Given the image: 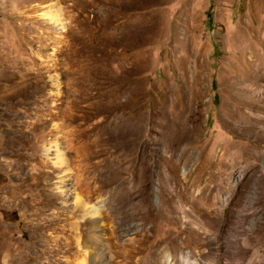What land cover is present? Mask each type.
<instances>
[{
  "label": "rangeland",
  "instance_id": "1",
  "mask_svg": "<svg viewBox=\"0 0 264 264\" xmlns=\"http://www.w3.org/2000/svg\"><path fill=\"white\" fill-rule=\"evenodd\" d=\"M252 56L264 65V0H0V264H169L216 247L264 264ZM44 168L48 196L70 191L56 207L30 205ZM77 175L105 207L98 227L74 210Z\"/></svg>",
  "mask_w": 264,
  "mask_h": 264
},
{
  "label": "bare ground",
  "instance_id": "2",
  "mask_svg": "<svg viewBox=\"0 0 264 264\" xmlns=\"http://www.w3.org/2000/svg\"><path fill=\"white\" fill-rule=\"evenodd\" d=\"M256 56H252V62L254 64V71L253 73L255 75H257V77L259 78V80H262L264 81V65H262V63H258V60L255 58ZM257 78V79H258ZM248 91V90H247ZM259 92V91H258ZM259 94V93H257ZM258 96V95H257ZM258 98V97H257ZM259 98L260 100H264V91L260 92V95H259ZM259 101V99H258ZM263 102V101H262ZM166 119V118H165ZM171 119V118H170ZM168 120V118H167ZM169 121V120H168ZM178 121V120H177ZM176 121V122H177ZM180 121V120H179ZM186 121V120H185ZM184 121V122H185ZM172 122V121H171ZM163 123V122H162ZM166 123V122H165ZM168 123V122H167ZM174 123V121L172 122V124ZM178 123V122H177ZM187 123V122H186ZM180 124V123H178ZM185 124V123H184ZM167 126V125H166ZM171 126V125H170ZM174 126V125H173ZM181 126V124L179 125ZM178 125H175V127H179ZM183 126V124H182ZM189 126V125H188ZM184 129H180L182 131H179V137H185L187 132H186V129H188L187 125L186 126H183ZM169 128V127H168ZM181 128V127H180ZM191 129V128H190ZM193 129V128H192ZM173 130V129H172ZM179 130V129H178ZM171 131V129H170ZM175 131V129H174ZM193 131V130H192ZM178 132V131H177ZM176 132V133H177ZM191 132V131H190ZM192 133V132H191ZM194 133V132H193ZM162 134V133H161ZM160 135V133H159ZM178 135V133L176 134ZM191 135V134H190ZM161 136V135H160ZM168 136H169V133H168ZM188 136V135H187ZM193 136V135H192ZM163 137V136H162ZM163 139V138H161ZM158 140V139H157ZM167 140V139H166ZM169 140V139H168ZM183 140V139H182ZM190 141V140H189ZM157 142V141H156ZM161 142V141H160ZM164 143V142H163ZM167 143V142H166ZM185 143V142H184ZM168 148H166L168 150L169 153H172L174 154L175 153V149L178 147V140L175 138L173 139L170 143H168ZM187 144V143H186ZM185 144V145H186ZM181 145V144H179ZM52 149L51 146H48L46 148V151L47 153H49V151ZM179 149V148H178ZM61 155H59L58 157L60 158ZM55 174V171L50 173L48 171L44 169H40L39 172L35 175V179H36V184L38 185L37 188L39 191H37L36 195H34V198L32 199V201L30 202V205H32L33 203L35 205L38 204V202L41 204V205H44L46 207H56L57 205V201L59 199H63L64 201L67 200L66 198L68 197V194L70 193V191H67L66 189H64V187H58V190L59 192H55L56 194H54L53 196H48L47 195V192H46V182L49 180V179H53V177ZM68 178L67 174H64L60 177L61 180H66ZM49 185V184H48ZM206 186V185H205ZM204 186V187H205ZM80 190V194H77L76 195V198H75V212L78 211L81 216H82V219L86 220L87 218L90 219L92 222L91 224L94 226V227H98V224H100L103 220H104V217H103V210H104V205L103 203L101 202H96V203H93V201H91L93 199L92 197V193L91 192H88L87 189H86V186L85 184L83 183V179L81 178L80 175H77L76 178H75V190ZM187 189L190 191L191 187L188 186ZM206 189H208V187H206ZM219 189V188H218ZM217 190V189H216ZM221 190V189H220ZM203 191V189H202ZM218 191V190H217ZM205 192V191H204ZM76 194V193H75ZM203 196V194H202ZM201 197V196H200ZM230 202V201H229ZM35 205H32V207H35ZM214 206V205H213ZM222 209V208H221ZM173 209L168 212L169 213V216H170V213H173L172 212ZM221 211V210H220ZM72 212V211H63L61 212V214H63L64 216H66L67 218H70V215L69 213ZM223 212V210H222ZM77 213V212H76ZM35 214H37V212L35 211ZM208 214V213H207ZM171 217V216H170ZM242 215L240 214L239 215V222H238V226L239 224H241V222L243 221L242 220ZM216 220V219H215ZM87 221V220H86ZM219 223H216V221H214L213 219L211 218H208L206 219L205 221V225L206 227L208 228V230L210 232H213L215 234V236L220 233L222 231V222L223 220H219L218 221ZM102 228V226H101ZM136 229H137V237L138 238H142V237H145V230H146V225L145 223L142 224H138L136 225ZM98 232V231H97ZM91 234H89L90 236ZM100 237V234L98 235ZM98 238V237H97ZM82 242V241H81ZM103 242V241H102ZM237 245H239V241L237 239V235L234 236V241ZM247 248H249V246H251L252 244H250V240L249 238L247 237L245 240H244ZM36 244V242H35ZM74 241L72 239L68 240L65 244V247L66 248H72L73 245H74ZM100 241H98V239L96 240V238H92V237H89L86 239L85 243H84V247L85 248H99L100 247ZM102 246V245H101ZM239 248H236L235 250V253L232 254V256H226V255H221V251H220V248L216 247V248H209L208 251H206L203 255V258L199 261L197 259H193L190 254H182L181 258L178 259L177 255L176 254H172V261L171 263L169 264H247L246 262V258H245V254L244 253H240V250L238 251L239 253L238 254H241V256L239 258H236L237 256V250ZM12 251V250H11ZM234 252V251H233ZM246 253V252H245ZM14 254V253H13ZM13 254H7L8 258H9V262H14L15 258H13ZM18 256V255H17ZM20 260V259H19ZM168 264V263H167Z\"/></svg>",
  "mask_w": 264,
  "mask_h": 264
}]
</instances>
